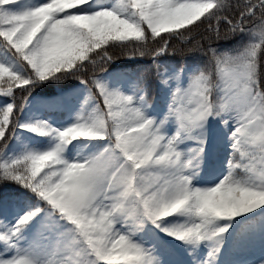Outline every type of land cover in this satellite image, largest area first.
<instances>
[{
    "label": "snow or ice",
    "instance_id": "1",
    "mask_svg": "<svg viewBox=\"0 0 264 264\" xmlns=\"http://www.w3.org/2000/svg\"><path fill=\"white\" fill-rule=\"evenodd\" d=\"M0 264H264V0H0Z\"/></svg>",
    "mask_w": 264,
    "mask_h": 264
}]
</instances>
